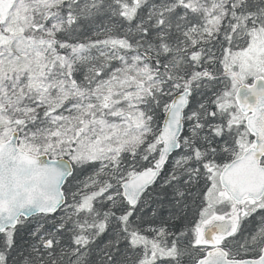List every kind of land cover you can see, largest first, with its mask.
I'll list each match as a JSON object with an SVG mask.
<instances>
[{
    "label": "snow or ice",
    "instance_id": "6c2138e0",
    "mask_svg": "<svg viewBox=\"0 0 264 264\" xmlns=\"http://www.w3.org/2000/svg\"><path fill=\"white\" fill-rule=\"evenodd\" d=\"M0 264H264V0H0Z\"/></svg>",
    "mask_w": 264,
    "mask_h": 264
}]
</instances>
